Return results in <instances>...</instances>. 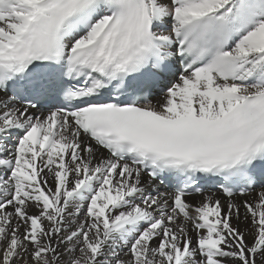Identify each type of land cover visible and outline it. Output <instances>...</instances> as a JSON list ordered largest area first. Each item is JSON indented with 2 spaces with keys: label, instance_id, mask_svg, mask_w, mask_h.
<instances>
[{
  "label": "snow or ice",
  "instance_id": "snow-or-ice-1",
  "mask_svg": "<svg viewBox=\"0 0 264 264\" xmlns=\"http://www.w3.org/2000/svg\"><path fill=\"white\" fill-rule=\"evenodd\" d=\"M0 264H264V0H0Z\"/></svg>",
  "mask_w": 264,
  "mask_h": 264
},
{
  "label": "bare ground",
  "instance_id": "bare-ground-1",
  "mask_svg": "<svg viewBox=\"0 0 264 264\" xmlns=\"http://www.w3.org/2000/svg\"><path fill=\"white\" fill-rule=\"evenodd\" d=\"M157 101H162V96L154 98V103L157 102ZM101 152H104V150L101 149ZM104 154L106 155L107 153L104 152ZM253 195H255V193H253ZM189 199H190L193 203H196V202H198V201L200 200V197H199V196H192V197H189ZM193 235H195V233H193Z\"/></svg>",
  "mask_w": 264,
  "mask_h": 264
}]
</instances>
